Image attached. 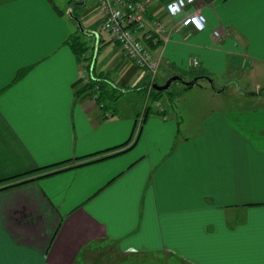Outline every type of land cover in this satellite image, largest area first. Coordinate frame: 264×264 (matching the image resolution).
Wrapping results in <instances>:
<instances>
[{
    "label": "crops",
    "instance_id": "obj_1",
    "mask_svg": "<svg viewBox=\"0 0 264 264\" xmlns=\"http://www.w3.org/2000/svg\"><path fill=\"white\" fill-rule=\"evenodd\" d=\"M167 1L147 0V19L162 23L144 42L151 78L101 31L90 0L95 20L80 33L108 53L119 88L143 102L172 75L212 84L232 66L264 71V0H194L201 31L173 29ZM66 3L68 18L52 0H0V264H264V107L207 110L189 134L160 102L142 117V102L99 107L85 75L109 86L111 74L65 44L78 30L69 14H86L74 13L85 0Z\"/></svg>",
    "mask_w": 264,
    "mask_h": 264
},
{
    "label": "rangeland",
    "instance_id": "obj_2",
    "mask_svg": "<svg viewBox=\"0 0 264 264\" xmlns=\"http://www.w3.org/2000/svg\"><path fill=\"white\" fill-rule=\"evenodd\" d=\"M81 2V0H52L58 9L64 13V18H68L65 13L66 2ZM86 3L74 10V13H86L81 17L80 28L72 27L73 30L78 32L82 30H87V26L90 25L93 16L95 15L94 10H92V4L90 0H85ZM73 4V3H72ZM80 9V10H79ZM89 22V23H88ZM81 34V33H80ZM85 40L87 48L85 50V56L88 61L91 59V62L94 63V69L96 71L102 70L104 73L109 72L110 81L109 86L105 83L107 88L113 93L112 99L104 98L102 101L107 106L110 105H123L128 108L133 107L129 103L137 102L136 108L141 104L143 100V95L139 91L128 92V89L119 88L115 85L116 81L114 80V72L110 68V62L107 60L108 53L104 51L97 52L96 49L92 47V36H82ZM94 54V58L93 57ZM222 71V69L220 70ZM226 71V70H225ZM224 71V72H225ZM157 72V70H156ZM156 72L154 75H156ZM223 73V72H222ZM154 78V76H153ZM212 89L205 80L200 79L198 83L190 88H185L179 81L173 82L168 87V92L170 95L163 92V95L160 97L159 102L167 108V112H173L172 114L176 116L175 121L180 123L181 133H195L198 131V121L200 116L207 110H216L238 107L242 110H249L255 108L264 107V71L259 67H240L232 66L228 68L225 74L222 76L215 77L212 83ZM225 87V88H224ZM149 91V90H148ZM148 91L145 94L144 101L142 102L144 107L149 99ZM170 98V99H168ZM156 101V100H155ZM149 106L152 108V104L149 102ZM230 114V113H229ZM101 252L102 250H97ZM97 252V253H98ZM95 253V254H97ZM97 264H99V258L96 259ZM104 264H181L177 258L170 257L168 260H164L161 256H127L123 259H119L115 255L113 258H104Z\"/></svg>",
    "mask_w": 264,
    "mask_h": 264
},
{
    "label": "built area",
    "instance_id": "obj_3",
    "mask_svg": "<svg viewBox=\"0 0 264 264\" xmlns=\"http://www.w3.org/2000/svg\"><path fill=\"white\" fill-rule=\"evenodd\" d=\"M193 3L194 0H168L164 4L165 13L170 18H178L173 22V29L190 26L193 30L201 31L204 28V15L186 10ZM95 4L101 14V31L118 45L128 61L153 78L158 61L152 57L144 42L156 40L162 23L158 18L147 19V0H95ZM212 34L218 36L219 32L213 30ZM192 64L195 65L196 61H192ZM153 103L156 110H162L159 101Z\"/></svg>",
    "mask_w": 264,
    "mask_h": 264
},
{
    "label": "trees",
    "instance_id": "obj_4",
    "mask_svg": "<svg viewBox=\"0 0 264 264\" xmlns=\"http://www.w3.org/2000/svg\"><path fill=\"white\" fill-rule=\"evenodd\" d=\"M82 36H83L82 33L80 34V32L74 31L72 34L67 36V38L65 39V44L70 48L72 53L78 59L87 60V57L85 56V53H84L86 48H87V45H86L85 40H83ZM85 79H86V81H85L81 91L85 92V91L90 90L92 93H95V97L94 98L96 100V103L99 105V107L103 106L104 103H103L102 100L104 98L112 99L113 93L107 88V86L105 85V83L103 81H97V82L93 83V82L89 81L88 78H86V75H85ZM184 87L185 88H189V86H184ZM163 92H158V91H155V90L150 88L149 91H148V97H149L151 102H155V100L158 101L160 99V97L163 95ZM164 93L169 94L168 90H165ZM145 107H146V105L144 106L143 110L140 112L141 117L143 116V112L145 110ZM156 111L157 112H161V111H158V110H156ZM75 159H77V158H74V160ZM68 162H69V160H66V161L60 162L59 164H66ZM84 163H88V162H84ZM84 163L77 164V165H74V166H79V165H82ZM71 167H73V166H67L65 168L59 169L57 171H54L53 173L66 170V169H69ZM53 173L50 172V173H47L46 175L53 174ZM11 185H13V184H11ZM0 189H3V187L0 188Z\"/></svg>",
    "mask_w": 264,
    "mask_h": 264
},
{
    "label": "water",
    "instance_id": "obj_5",
    "mask_svg": "<svg viewBox=\"0 0 264 264\" xmlns=\"http://www.w3.org/2000/svg\"><path fill=\"white\" fill-rule=\"evenodd\" d=\"M69 16L75 21L76 25L78 26V28H80V21L77 17L75 16H72L71 14H69ZM81 29V28H80ZM82 32V31H81ZM197 79H199V77H196V78H193L189 81H182L178 76L176 75H172L170 76L169 78H167L164 83L160 84V85H156V84H152L151 85V88L155 91H158V92H163L165 90H167V88L169 87V85L173 82V81H180L183 85L185 86H193L196 84L197 82ZM207 83L209 84L210 88L212 89V84H211V80L207 77L204 78Z\"/></svg>",
    "mask_w": 264,
    "mask_h": 264
}]
</instances>
